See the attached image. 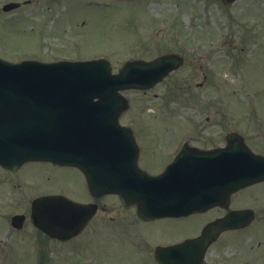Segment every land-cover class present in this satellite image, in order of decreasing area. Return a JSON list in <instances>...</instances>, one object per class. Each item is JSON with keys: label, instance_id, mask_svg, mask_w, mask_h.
Instances as JSON below:
<instances>
[{"label": "rangeland", "instance_id": "rangeland-1", "mask_svg": "<svg viewBox=\"0 0 264 264\" xmlns=\"http://www.w3.org/2000/svg\"><path fill=\"white\" fill-rule=\"evenodd\" d=\"M12 2L20 7L3 12V5ZM168 53L183 56L184 67L152 91L126 92L130 109L123 124L195 123L186 125L191 137L207 117L225 128H242L248 112H264V0H238L231 7L220 0H0V57L11 62L106 58L118 72L127 61ZM63 172L58 178L52 170L42 172V179L56 177V182L36 177L38 184L31 186L28 169L30 180L20 190L26 198L20 201L11 193L10 217L29 210V202L40 194L77 190L80 177L79 182L75 173ZM10 181L16 184L15 177ZM7 212L0 205V241L10 248L9 253L0 249V264H155L154 246L177 236L157 226H140L125 236L117 228L126 222L107 223L105 236L93 238L89 231L77 251L71 244L54 245L42 261L30 229L15 237L22 238L21 245L9 242L13 236L4 237ZM218 248L209 252L210 264H242L233 262L238 252Z\"/></svg>", "mask_w": 264, "mask_h": 264}, {"label": "water", "instance_id": "water-1", "mask_svg": "<svg viewBox=\"0 0 264 264\" xmlns=\"http://www.w3.org/2000/svg\"><path fill=\"white\" fill-rule=\"evenodd\" d=\"M222 1L231 5L235 0ZM17 6L6 5L4 10ZM181 63V59L170 55L151 63L129 62L113 74L106 59L14 64L0 58V164L16 169L25 162L42 160L77 166L86 174L93 192L127 197L125 190L130 187L143 192L138 193L139 198L147 196L145 188L141 189L144 178L120 166L128 158L126 154L134 152L130 130L119 124L120 115L128 107L121 92L148 90ZM235 179L240 180L234 189L248 180L244 175H236ZM57 199L45 197L34 203L36 225L45 229L36 208L51 209L50 204ZM186 207L197 210L195 203ZM147 211L144 217L158 211L169 214L171 209L150 205ZM60 215L53 214L50 220ZM212 241L208 230L200 239L159 249L156 259L161 264H201Z\"/></svg>", "mask_w": 264, "mask_h": 264}, {"label": "flooded vegetation", "instance_id": "flooded-vegetation-1", "mask_svg": "<svg viewBox=\"0 0 264 264\" xmlns=\"http://www.w3.org/2000/svg\"><path fill=\"white\" fill-rule=\"evenodd\" d=\"M212 118L213 116L207 117L206 123L200 122L196 130L197 133L191 137L188 136L190 128L186 125L195 123H138L130 126L138 147V167L149 177L167 176L164 181V187L161 189L167 188L169 192L184 191L187 186L186 177L195 176V186L192 184L190 186L198 191L201 200L208 198L213 200V204H208L211 206H207L206 209L188 216H173L143 221L138 215V205L132 204L133 202L128 203L122 196L92 195L86 186L84 176L79 170L75 168L65 169V167L51 163L32 162L21 166L15 171L0 167V205L3 209L8 210L6 213L8 223L6 222L5 225L8 234L4 237L9 240L13 236L9 240L10 243L21 245L22 238L16 239L15 237L17 235L21 236L20 233L28 228L30 229V235L33 236L37 244V247H35L36 252H46L54 243L71 244L73 251H77L80 248L81 241H83L82 238L87 232H94V234H91L93 238L97 235L96 233L105 236L106 234L103 232L105 227H107V223H117L119 225L121 222H126L127 224L122 223V227L118 226L117 228V230L121 228L120 233L123 231L122 234L125 236L132 235L135 228L140 226H157L159 231H166L173 236L177 235L167 241V243L172 244L177 241L175 238H183L187 235L200 237L208 225L233 216L237 226L220 232L215 242L209 246L202 264H210L208 252L218 244H220L221 248L218 249L221 251L223 249H231L238 252L233 255V260L235 261H240L244 264H264V179L253 182L231 194L223 192L218 195V176H229V165L225 167L219 161H213L210 158L212 155L193 153L195 150L211 151L225 148L229 144L243 143L246 148H237L240 153L246 156H250L249 154L252 153L256 156L264 157V112H248L244 120L245 123H241V125L243 124L242 128H237V124H231L230 127L225 128L218 121L210 122ZM147 132L151 133V137H145ZM184 149H189V154H181ZM158 155H162L163 158L158 157ZM255 166L257 169H254L253 172L264 173V163L261 166ZM28 169L31 172L34 183L37 184L36 177H42L41 173L49 170L57 174L63 173L65 170H71L72 173L76 174L78 181V176L80 177L82 185L80 184L77 190L74 188L73 190L63 188L38 195L39 197L49 194H62L75 201L95 206L93 218L79 236L67 242L49 238L30 222L31 208L26 212H22V215L26 216L22 229H17V227L15 228L11 225L13 217H10L9 214L12 203L11 193L15 194L13 197L20 201L26 198V192L22 193L20 190L25 188L23 181L28 178L30 180L29 174L26 173ZM11 177H15L16 184H11ZM50 179L51 177L47 178L48 181ZM15 190L18 192H14ZM18 193H20V196ZM81 195L85 199L77 198V196ZM215 196L216 198L213 199ZM219 200L221 201L218 202ZM18 214L21 213L13 215ZM107 218L112 221H107ZM186 227L189 231L185 230ZM6 228H4V231ZM183 231L185 233L180 234ZM10 233L11 235H9ZM75 243H79V245L74 246ZM0 245L2 247V241H0Z\"/></svg>", "mask_w": 264, "mask_h": 264}]
</instances>
